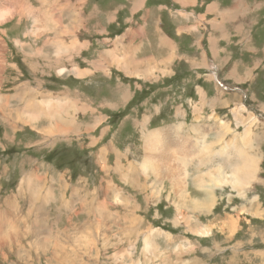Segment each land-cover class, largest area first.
I'll return each mask as SVG.
<instances>
[{"label": "rangeland", "instance_id": "1", "mask_svg": "<svg viewBox=\"0 0 264 264\" xmlns=\"http://www.w3.org/2000/svg\"><path fill=\"white\" fill-rule=\"evenodd\" d=\"M156 1L148 13L136 11L143 0H0V209L14 198L11 219L25 214L29 225L19 220L28 237L0 249V264H264V0H192L172 14ZM226 9L234 21L215 13ZM178 10L189 13L190 33L164 23L185 19ZM215 18L228 31L217 39L226 45L229 35L230 50L248 53L241 61L254 72L235 64L212 71V60L198 69L179 52L167 59L161 44L154 55L140 44L155 38V19L196 56L200 32L204 47L219 36ZM59 108V120L45 116ZM211 125L213 149L198 153L197 128ZM172 127L188 139L177 149L188 158L183 191L141 171L146 136ZM250 145L258 168L249 188L199 183L231 175L237 150ZM25 173L37 187L28 202L19 195ZM27 250V260L18 258Z\"/></svg>", "mask_w": 264, "mask_h": 264}, {"label": "bare ground", "instance_id": "2", "mask_svg": "<svg viewBox=\"0 0 264 264\" xmlns=\"http://www.w3.org/2000/svg\"><path fill=\"white\" fill-rule=\"evenodd\" d=\"M43 16H45V15H43ZM4 34H5V32H4ZM113 58H116V56L113 55ZM120 99H121V97L119 96L118 97V101ZM1 100L2 101H5L4 98L3 99H0V101ZM63 101L64 100H60V103L63 102ZM65 102L66 101H64L63 104ZM2 104H6V102H2ZM58 105H59V103L57 104V106ZM63 106L66 107L65 108V112H67V110L70 108V106H67L66 104L63 105ZM75 109L77 111H80L81 108H78V109L75 108ZM240 110H242V109H240ZM28 112H30V111H28ZM36 112H40L39 109H37ZM33 113L34 112H32V114ZM61 113H62V110H61ZM61 113H60V108H59L58 111H55L53 113L51 112V115L49 113H45V116L48 114L49 116H55L57 118V120H59L58 118H60ZM67 114H65V115H67ZM234 114H235V116L238 119V118H240L241 115L242 116L244 115V112H239V110L237 109V111L234 110ZM28 116H29V113H28ZM36 118H38L37 117V114H35V115L32 116L33 121L36 120ZM53 123L55 124V122H53ZM63 126L66 127V125H64V124H63ZM199 126H198L197 129H199L200 131H202L204 133V136H203L204 139L198 138V140L200 142L195 143V145H196L195 148H196V150H197L198 153L201 151L204 155H207L208 154L207 151L208 150L212 151V149H213L212 146L215 143V142H211V143L208 142L207 143L205 141V139L208 138L207 129H212V130L215 131L217 128L211 125V126H208L205 129H202ZM88 127H89V125L87 126V128ZM54 128H56V127H54ZM170 130H171V132L169 134H167V132H165L163 130H160L159 133H157L155 131L156 133L153 134V137H151V135H147L146 136V138H145V156H144L143 162L141 164V171L144 172V173H148L150 171L152 173V175L154 177H156V178H165L166 180H168L171 183V185H172L173 188H178V190L183 191L186 188V185H187V182H188V179H187L188 178V174H187L188 158H183V152L182 153H179L178 152L179 150L177 151V149L181 148V146L183 145V143H185L188 139L186 141L184 140V137L180 133L179 129H178V131H176L174 129V127H172ZM77 131H78V129H77ZM172 137L175 138V141L174 142L172 140ZM216 140H218V139L215 138L214 141H216ZM235 155L240 158L241 162L237 163L234 166V169L231 171L232 172L231 175L227 174L226 171L220 173L219 175L216 174L215 172H213V173H211V176L212 177H218L219 178L218 180L216 179V181H215L214 179H211V181H213V183L208 184V182H205L204 179H200L199 180V183L201 185L205 186V187H211V186H217V185L222 186V185H224L226 183H231V185L234 188L238 189L239 191L240 190H245V188L246 189L249 188L250 184L253 183V181L256 178V171H257V168H258V159H256L254 157V155H253L251 145H250V151L247 150V149H238L237 150V153ZM241 163L244 166L245 174H240L239 173V167H241ZM220 168H221V166L218 165L214 169H220ZM25 176L26 177L22 179L23 183H22V185L20 187V193H19V195L22 196L24 198V200L28 202V196H25V193L28 194V189H29V192H30L29 193V197L31 198V200H35L36 196L34 198L32 196L34 194H36L37 187H36V189H35V187H33V180L28 181V174L27 173H25ZM107 196H109V195H107ZM184 197L186 198V196H184ZM109 198L112 199V197L110 196L108 198H105L104 200H100V203H104V202H107V201L109 202L110 201ZM79 199L80 198H78V199L76 198V201L79 200ZM121 199H122V197H121ZM20 200H23V199L21 198ZM13 201H14V198H12V199L11 198H8L6 200V204H4L5 207L2 208V209H0V249H2L3 247H5L6 245H14V244L21 245L18 242H20L23 238L28 237L26 235H22L23 232L25 233L26 231L24 230L23 224H20V222H19V220H22V223L24 221L25 227H26V229L28 231V226H29L28 225V216H26L25 214H20V216L18 218L16 217L14 219V215H13V220L11 219L12 218V213L14 212ZM96 201H99V198H97ZM66 202H67V200H66ZM14 205H16V204H14ZM81 205H82L81 206V209L84 210L85 209L84 208V204H81ZM86 206H87V204H86ZM74 207H76V206L74 205ZM74 207H73V209H74ZM106 207L107 206H105V208ZM106 210H107V208H106ZM102 214H104V213H102ZM71 218L73 219V217H71ZM11 220L13 222H11ZM21 225H22V228H21ZM94 226H95V224H94ZM20 228H21V230H20ZM100 228L101 229H106L105 227H100L99 226L98 229L100 230ZM233 228H234V222H231L230 225H229V229L232 231ZM9 229H11V230H9ZM103 232H107V230H105ZM56 235H58V234L56 233ZM57 239H58V237H57ZM55 249L58 250V248H55ZM43 251L45 252L46 250H43ZM149 252H150V250H149ZM54 253H57V251L54 252ZM28 257L29 256H28V250H27L25 253H23L22 255H20L18 258H20L21 260H27L26 258H28ZM51 261L52 260H50V262ZM57 264H58V261H57ZM61 264H63V263H61Z\"/></svg>", "mask_w": 264, "mask_h": 264}, {"label": "crops", "instance_id": "3", "mask_svg": "<svg viewBox=\"0 0 264 264\" xmlns=\"http://www.w3.org/2000/svg\"><path fill=\"white\" fill-rule=\"evenodd\" d=\"M135 1L136 0H134V3H135ZM150 1L153 2V0H143L142 7L141 6L137 7L136 11L139 12V11H143L145 8H148L149 9V10H147L148 13H155L156 11L154 9H150V8H153V7L157 6L155 4H157L158 2L156 0H154L155 4H150ZM190 1L192 3V0H164L163 4L165 5V10H163V12L172 14L171 10H173V9L175 10V8H177L178 6L191 4ZM168 2H169V4H168ZM228 9H226L224 12L223 11L219 12V11L215 10V13L217 15L221 16L222 18L224 17V19H223L224 22L226 20L230 21V19L231 20L233 19L232 21H234L235 20L234 19L235 15L233 14L232 18H230L227 15L228 14ZM183 13H184L183 10H178V14L180 16H186V17H185V19H184V17H182L183 21H182V18L176 19V21H175L176 25L172 26L171 23H170L171 22V20H170L171 18L169 19L168 17H167V19H169L170 21L167 20V21H164V23L165 22L167 23L166 24L167 27L177 28V32L176 33L182 34L183 30H185V31L189 30V33H190L192 31V22L190 21L191 25H189V21L187 19L189 17L187 15L189 13L185 12L184 15H183ZM196 17H197V22L198 21L201 22L200 18L197 15H196ZM112 18L115 19V17H112ZM204 21H205V17H204ZM158 22H156V20L153 19V21L150 23V26H148L149 22L146 21L147 26L149 28L153 29L152 35L155 38H153V40L148 38L147 41L140 42V44L143 43V46L149 45L151 47V49H152V54L153 55L157 52L158 48H156V46L158 44H161V46L167 51V55H168L167 59L170 60L171 57H173L174 55L178 54V52H179V55H180L181 58L189 61L190 63L193 64V66L196 65L198 69H203L204 67H206L207 70H208V68H210V63H211L210 60H212V63H211L212 66L211 67H215L212 71L230 72V71L224 70V67L225 66L229 67L230 64L233 66L235 64L236 66H235L234 69L237 72H248V71L254 72V70L250 69L249 66H247V68H246V65L243 64V61L248 60V53H243L242 57H240L238 55V53L240 52L239 50H237V53H234L233 50H230V48L234 47V45L232 44V42H230L228 40L229 35L226 36V38L224 39V42L226 43V45H224L223 40L221 38H220V40L217 39L219 37H224L228 33V31L223 29V28H221L220 26H217L218 25V21H217L216 18L212 21V27L211 28L212 29H215V28L219 29L220 33L222 35H220V33H219V36H216L215 32L211 33L210 36H208L207 42H206L205 47H204V43H203L202 36H201L202 33L200 32V34H198L199 36L195 37L196 39L194 41V43H196V46H197L196 49H199L198 50V55L196 54V56H194V54H190L191 51L187 50V49H184L185 47L182 48V45L186 44V42L183 40V36H177V38H175V39L174 38H168V36H170V34L168 32H167V34H165L163 32V29H165V28H163L162 24H159ZM183 22H184V24H183ZM236 27H237V25H234V29ZM237 29L238 30H242V29H245V27L244 26H239ZM235 33L237 34L236 31H235ZM238 36H240V35H238ZM179 38H182L183 41L180 40ZM209 39L211 40V42H209ZM242 42H246V41H242ZM211 50L214 53H216L218 56L214 57L212 52H211ZM109 55H110V51H109ZM113 55L116 56L114 51H112L110 56L113 58ZM148 58L150 60H154L155 57H151L149 55ZM216 58H219V59H216ZM167 59L163 60L164 64H166L168 62ZM241 59L243 61H241ZM127 60L132 61L133 63L136 64V56L134 55V53L130 54V56H129V58H127ZM139 62L140 61H138V63ZM258 62L261 63V60H258ZM149 63H153V62L149 61L148 64ZM144 64H145V62H144ZM220 64H221V67H220ZM123 66H125V65H123ZM229 80H231V79H229ZM236 85H239V83H237Z\"/></svg>", "mask_w": 264, "mask_h": 264}]
</instances>
